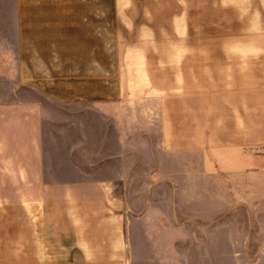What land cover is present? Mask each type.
Segmentation results:
<instances>
[{
  "label": "crops",
  "instance_id": "0c3cea01",
  "mask_svg": "<svg viewBox=\"0 0 264 264\" xmlns=\"http://www.w3.org/2000/svg\"><path fill=\"white\" fill-rule=\"evenodd\" d=\"M10 1L0 0V22L12 26L17 73L24 72V58L33 59L45 51L32 42L33 34L53 31L56 8L62 17V13L70 16L69 8L78 7L77 21L95 22L101 17V0ZM166 1L108 2L114 5V19L121 21L164 16L171 4L173 9L183 10L174 15H183L188 13L185 8L195 9L207 2L211 69L203 60L199 66L194 59L198 56H191L194 70H186V75L188 60L182 48L184 42L196 39H183L185 34L175 40L146 37L144 47L159 43L166 47L174 42L180 49L172 57L175 67L168 70V58L162 56L159 69L154 70L156 62L147 58L142 45L129 44L127 61L115 66V81H110L107 89L105 82L99 84L98 96L88 98L99 102L101 117L113 121L116 135L123 133V102L130 104L132 114L145 112L148 129L158 130L159 143L179 150L178 154H160L159 160H188L206 147L217 149L220 166H225L223 173L232 183L231 199L243 194L256 212V204L264 207V0ZM25 41L31 42L30 49L23 47ZM196 70L203 72L200 77L212 79V84L188 83L186 79L199 77ZM101 76L105 79V74ZM32 87L40 88L36 83ZM140 103L146 104L145 110L140 111ZM135 125L131 123V127ZM43 128V107L35 95L0 100V234L2 228L18 234L13 211L23 207L28 251L26 259L11 255L0 259V264H212L207 260V248L190 247L181 253L179 247L177 208L193 210L191 198L179 205L176 199L170 201L165 216L157 212L160 203L130 202L127 181L138 172L133 169L136 163L128 169L123 152L103 164L108 173L52 179L44 163ZM123 136L117 140V148L124 147ZM219 183L229 189L223 178ZM227 194L220 197L229 198ZM232 231L231 236L238 232ZM181 254L188 256L183 262Z\"/></svg>",
  "mask_w": 264,
  "mask_h": 264
},
{
  "label": "rangeland",
  "instance_id": "374dc122",
  "mask_svg": "<svg viewBox=\"0 0 264 264\" xmlns=\"http://www.w3.org/2000/svg\"><path fill=\"white\" fill-rule=\"evenodd\" d=\"M5 1L6 4L11 3L10 0ZM108 1L101 0V17L95 22L75 20L78 7L69 8L70 16L62 13V17L58 14L60 9L56 8L51 26L53 31L48 35L43 31L33 34L35 39L32 42L45 51L33 59L24 58V72L17 73L12 26L0 22V100L34 95L41 100L44 122L42 149L50 178L82 179L108 173L103 164L117 152H123L128 169L136 163L133 169L138 172L127 181L130 202L151 200L160 203L157 212L165 216L169 213L170 201L176 199L179 205L190 198L193 200V210L177 208L181 253L190 247H204L208 250L207 260L212 264H264V213L261 212L264 207L256 204L258 211L254 212V204L246 203L243 194L231 199L232 183L229 175L225 171L223 173L225 166H220L217 149L206 147L202 154L194 153L188 160L157 159L160 154H178L179 150L160 144L158 130L148 129L145 112L139 116L132 114L126 101L122 103L124 124H120L123 133L118 131V135H124V147L117 148L120 135L118 137L115 133V124L109 117H101L97 100L88 98L98 96L99 84L103 86L105 82L106 89L109 88L107 85L115 81L112 76L117 62L127 61V46L132 43L142 45L146 37H155L158 41L162 37L175 40L185 34L183 39H196L195 42H184L183 55L187 54L188 60L184 70L189 72L193 69L191 56H198L199 59H194L199 61V66L203 60L211 69L207 2L195 9L185 8L188 13L183 15H174L183 10L173 9L172 0H168L166 3L171 5L164 10V16H138L121 21L114 19V5ZM30 43L23 42V47L30 49ZM143 45L140 48L144 49L147 58L152 63L156 62L154 70L159 69L158 59L162 56L168 58V70L175 67L173 56L180 49L174 46V42H169L166 47L162 43L156 47ZM196 71V77H199L186 79L188 83L212 84V79L202 78L203 72ZM101 74H105V79ZM156 82L160 83L161 79ZM33 83L40 88L33 89ZM145 108L146 104L140 103V111ZM133 122L135 127H131ZM111 164L118 166L113 161ZM222 178L228 182V190L219 183ZM116 186L118 190L120 184ZM173 188L176 197L172 194ZM223 192H227L229 197L225 201L220 197ZM13 212L17 214L18 234L10 233V229H1L0 247L4 250L0 251V259L6 260L13 255L23 260L28 256L27 218L23 207ZM235 229L238 232L231 236ZM11 247L15 249L11 250ZM187 257L182 255V262Z\"/></svg>",
  "mask_w": 264,
  "mask_h": 264
}]
</instances>
